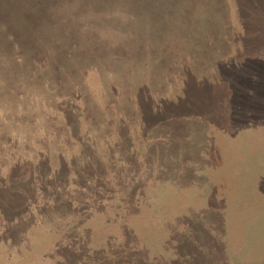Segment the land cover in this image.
Returning a JSON list of instances; mask_svg holds the SVG:
<instances>
[{
  "label": "rangeland",
  "instance_id": "obj_1",
  "mask_svg": "<svg viewBox=\"0 0 264 264\" xmlns=\"http://www.w3.org/2000/svg\"><path fill=\"white\" fill-rule=\"evenodd\" d=\"M263 27L264 0H0V264H264Z\"/></svg>",
  "mask_w": 264,
  "mask_h": 264
},
{
  "label": "trees",
  "instance_id": "obj_2",
  "mask_svg": "<svg viewBox=\"0 0 264 264\" xmlns=\"http://www.w3.org/2000/svg\"><path fill=\"white\" fill-rule=\"evenodd\" d=\"M206 13H207V11H206V9H205V12L203 11L201 17H202V18L205 17V16H206ZM208 13H209V10H208ZM256 22H259V24H263V20H262V18H260V17L257 18V21H256ZM261 30H262V32H264V27L261 28ZM258 33H259V30L256 31V34H258ZM256 36H257V35H256Z\"/></svg>",
  "mask_w": 264,
  "mask_h": 264
}]
</instances>
